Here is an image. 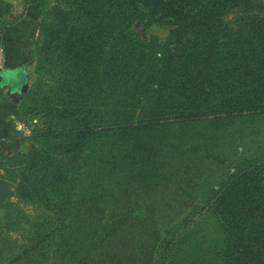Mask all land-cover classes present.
<instances>
[{"label":"trees","instance_id":"1","mask_svg":"<svg viewBox=\"0 0 264 264\" xmlns=\"http://www.w3.org/2000/svg\"><path fill=\"white\" fill-rule=\"evenodd\" d=\"M25 1L35 121L28 152L0 142V264H264V153L239 146L264 118V0ZM200 151L221 171L179 216L164 188Z\"/></svg>","mask_w":264,"mask_h":264},{"label":"crops","instance_id":"2","mask_svg":"<svg viewBox=\"0 0 264 264\" xmlns=\"http://www.w3.org/2000/svg\"><path fill=\"white\" fill-rule=\"evenodd\" d=\"M39 9L25 0H0V43L4 48L5 67L0 73V142L10 149L27 152L31 148L30 130L20 129L23 116L18 97L23 82L30 84L31 51L38 29ZM18 68L15 77H7L4 70ZM23 95V93H22Z\"/></svg>","mask_w":264,"mask_h":264},{"label":"rangeland","instance_id":"3","mask_svg":"<svg viewBox=\"0 0 264 264\" xmlns=\"http://www.w3.org/2000/svg\"><path fill=\"white\" fill-rule=\"evenodd\" d=\"M35 3V2H30ZM39 9V6L37 3H35ZM231 17V16H230ZM39 19H40V9H39ZM39 25V21H38ZM134 27L137 31L144 33V26L141 24L140 21H135ZM168 31V26L166 25H157V24H150L148 26V34H153L159 39H163ZM38 32V29H37ZM37 32L34 39L37 37ZM33 44V47H34ZM33 48L31 51V57H32V72L33 76L31 77L30 84L34 81L36 78V72H35V58L32 55ZM29 88V87H28ZM25 93V92H23ZM23 96V95H22ZM22 100V98H21ZM21 100L19 102V110L21 112ZM22 113V112H21ZM23 115V114H22ZM32 129H30L31 134ZM247 131V132H246ZM245 132L247 134H250L253 132V134L249 135L250 137H243L245 145L242 144L240 146V150H243V154L246 155H253L258 154L261 152L264 153V118H260L252 123H249L247 125V128L245 129ZM30 139V138H29ZM31 141V139H30ZM240 144V143H239ZM31 148H32V142H31ZM30 148V149H31ZM11 152H24V151H17L15 149H11ZM28 152V151H27ZM188 156H191L193 161L187 162V166L189 168V171L185 173H175V175H178L177 181L170 182L168 186L164 188V194L167 198L166 202H170V206L177 205L184 208V211L179 214V216L185 215L189 212H194L193 209H191L194 206H198L202 204L203 201V193L205 190H208L211 186H215V181H217V176L220 173L219 164H217L213 159L212 155H206L203 151H200L198 153H189ZM1 160V158H0ZM183 162H186L187 158L181 159ZM185 163L181 165V170H184ZM3 172L2 169H0V173ZM5 179V178H4ZM8 190L5 193L2 202L0 203V217L3 216V205L5 204V198L11 188L13 186L5 179ZM140 201H146V197H141L139 199ZM165 201V200H164ZM175 206V207H177ZM30 208V207H28ZM194 218L198 219L199 225H206L207 222H212L210 216L207 213L201 212H195ZM3 244H1V247ZM3 253H5L3 251Z\"/></svg>","mask_w":264,"mask_h":264},{"label":"water","instance_id":"4","mask_svg":"<svg viewBox=\"0 0 264 264\" xmlns=\"http://www.w3.org/2000/svg\"><path fill=\"white\" fill-rule=\"evenodd\" d=\"M19 71L18 68H10V69H6L4 70V75L7 77H15L16 73ZM27 82H23V84L20 87V93L18 95V97L22 96V93L25 92L27 90ZM8 187L6 184V181L3 177L0 176V203L3 200V197L5 195V193L7 192Z\"/></svg>","mask_w":264,"mask_h":264},{"label":"built area","instance_id":"5","mask_svg":"<svg viewBox=\"0 0 264 264\" xmlns=\"http://www.w3.org/2000/svg\"><path fill=\"white\" fill-rule=\"evenodd\" d=\"M5 67V54H4V48L2 44L0 43V73ZM35 119L31 120L27 117L22 116L20 122L17 124L20 129H32L34 125Z\"/></svg>","mask_w":264,"mask_h":264}]
</instances>
